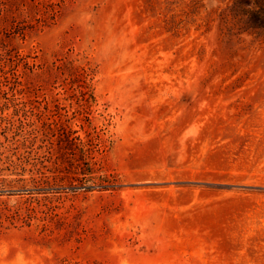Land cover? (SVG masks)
I'll use <instances>...</instances> for the list:
<instances>
[{
	"label": "rangeland",
	"instance_id": "374dc122",
	"mask_svg": "<svg viewBox=\"0 0 264 264\" xmlns=\"http://www.w3.org/2000/svg\"><path fill=\"white\" fill-rule=\"evenodd\" d=\"M0 264H264V0H0Z\"/></svg>",
	"mask_w": 264,
	"mask_h": 264
}]
</instances>
